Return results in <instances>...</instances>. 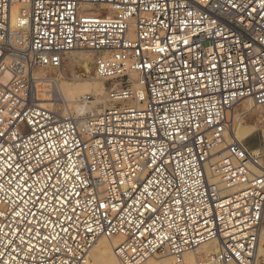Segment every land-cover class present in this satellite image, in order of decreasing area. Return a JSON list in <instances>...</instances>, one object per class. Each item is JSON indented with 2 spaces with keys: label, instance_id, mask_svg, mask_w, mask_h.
Returning a JSON list of instances; mask_svg holds the SVG:
<instances>
[{
  "label": "built area",
  "instance_id": "built-area-1",
  "mask_svg": "<svg viewBox=\"0 0 264 264\" xmlns=\"http://www.w3.org/2000/svg\"><path fill=\"white\" fill-rule=\"evenodd\" d=\"M83 49L105 102L63 114L38 74ZM256 132L264 0H0V264H264Z\"/></svg>",
  "mask_w": 264,
  "mask_h": 264
},
{
  "label": "bare ground",
  "instance_id": "bare-ground-1",
  "mask_svg": "<svg viewBox=\"0 0 264 264\" xmlns=\"http://www.w3.org/2000/svg\"><path fill=\"white\" fill-rule=\"evenodd\" d=\"M69 64L74 66L76 63L81 64V68L89 73V60L94 59L91 54L85 51L77 50L71 52ZM70 55V54H69ZM68 56V55H67ZM65 61V60H64ZM71 68V67H70ZM71 72V71H70ZM69 71L65 68L60 70H52L48 72H39V78H47L48 88L51 94L47 97V106H54L58 111L63 114L71 113L73 111L82 112L84 108L80 107L82 99L88 95H95L98 97L94 105L86 107V111H91L96 108V105H101L105 102L106 86L104 81L89 76H75L71 77ZM100 80V81H99ZM98 81V82H97ZM61 103V104H60ZM43 105H46L43 102ZM100 110V108H97ZM85 111V112H86ZM256 130V122H249L245 126H240L237 136L243 140L250 136ZM216 182V181H215ZM120 243L118 238L101 239L94 246L91 251V264H121L119 258L115 254V248ZM217 250L215 243H208L197 251L189 252L186 254L187 264H198L199 259H204L201 254H213ZM142 262L141 264H169L170 259L163 256H158ZM204 261V260H203ZM203 264H213L204 261Z\"/></svg>",
  "mask_w": 264,
  "mask_h": 264
},
{
  "label": "rangeland",
  "instance_id": "rangeland-1",
  "mask_svg": "<svg viewBox=\"0 0 264 264\" xmlns=\"http://www.w3.org/2000/svg\"><path fill=\"white\" fill-rule=\"evenodd\" d=\"M81 51H85V52H88L89 54H91L92 55V57L94 58V59H92V60H89V73L90 74H88V71H85L84 69H82L81 68V64H78V63H76L74 66H70V64H69V61H70V57L71 56H73V54L71 55V53H70V55L69 54H67L66 55V58H65V61H64V66H63V68H65L67 71H69V74H71L70 76L72 77H75V76H83L84 78L85 77H87V76H89V77H91V78H93L94 79V77L95 78H97V79H99L98 77H97V75H96V69H95V58H96V55H95V53L94 52H91L90 50H88V49H83V50H81ZM71 67V68H70ZM71 71V72H70ZM100 81V80H99ZM98 82V81H97ZM106 95V94H105ZM92 98H93V100L94 101H97L98 100V97L97 96H95V95H90ZM106 97V96H105ZM61 104V103H60ZM257 118H258V116H252L251 117V121L253 122H256V120H257ZM264 143V138H263V136H262V134L261 133H259V132H256V133H254L252 136H251V138H250V140H249V144L250 145H261V144H263ZM199 255V257L200 256H203L204 257V255L206 256V254H198ZM155 257H158V256H154V257H151V258H149V259H152V260H154L153 258H155ZM148 259V260H149ZM170 262V261H169Z\"/></svg>",
  "mask_w": 264,
  "mask_h": 264
}]
</instances>
